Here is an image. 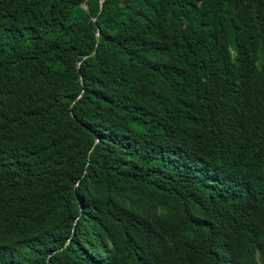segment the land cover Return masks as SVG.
Masks as SVG:
<instances>
[{"label": "trees", "instance_id": "1", "mask_svg": "<svg viewBox=\"0 0 264 264\" xmlns=\"http://www.w3.org/2000/svg\"><path fill=\"white\" fill-rule=\"evenodd\" d=\"M0 264H264V0H0Z\"/></svg>", "mask_w": 264, "mask_h": 264}, {"label": "water", "instance_id": "2", "mask_svg": "<svg viewBox=\"0 0 264 264\" xmlns=\"http://www.w3.org/2000/svg\"><path fill=\"white\" fill-rule=\"evenodd\" d=\"M86 10H87V12H89V9H88V8H86ZM98 39H99V33H97V40H98ZM94 53H95V52H94ZM94 53H93V54H94ZM93 54H92V55H93Z\"/></svg>", "mask_w": 264, "mask_h": 264}]
</instances>
